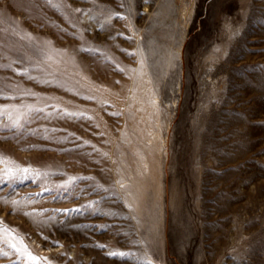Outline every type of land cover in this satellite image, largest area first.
<instances>
[{"label": "rangeland", "instance_id": "1", "mask_svg": "<svg viewBox=\"0 0 264 264\" xmlns=\"http://www.w3.org/2000/svg\"><path fill=\"white\" fill-rule=\"evenodd\" d=\"M0 179V264H264V0H0Z\"/></svg>", "mask_w": 264, "mask_h": 264}, {"label": "snow or ice", "instance_id": "2", "mask_svg": "<svg viewBox=\"0 0 264 264\" xmlns=\"http://www.w3.org/2000/svg\"><path fill=\"white\" fill-rule=\"evenodd\" d=\"M23 171H24L25 173H27L28 169H24ZM2 182H3V180L0 179V183H2ZM66 211H67V210H66ZM75 211H79V209H75ZM10 247H11L14 251H16L17 253H19L20 249L16 246L15 243H11V244H10ZM98 247L103 248L104 246H103V245H98ZM129 254H130V253H126V252H112V253H110V256H112V257H125V256H127V255H129ZM29 257H30V260H31L32 264H39L38 258L32 257V256H31V253H29Z\"/></svg>", "mask_w": 264, "mask_h": 264}, {"label": "bare ground", "instance_id": "3", "mask_svg": "<svg viewBox=\"0 0 264 264\" xmlns=\"http://www.w3.org/2000/svg\"><path fill=\"white\" fill-rule=\"evenodd\" d=\"M65 60H66V58H65ZM70 64H72L71 62H70ZM70 68H72V67H70ZM73 69V68H72Z\"/></svg>", "mask_w": 264, "mask_h": 264}]
</instances>
